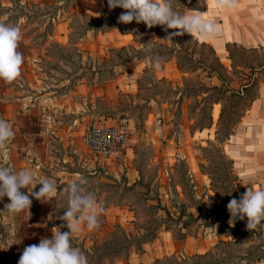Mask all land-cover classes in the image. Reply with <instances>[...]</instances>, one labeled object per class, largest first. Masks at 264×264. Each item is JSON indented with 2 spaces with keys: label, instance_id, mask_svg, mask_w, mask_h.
Instances as JSON below:
<instances>
[{
  "label": "crops",
  "instance_id": "obj_1",
  "mask_svg": "<svg viewBox=\"0 0 264 264\" xmlns=\"http://www.w3.org/2000/svg\"><path fill=\"white\" fill-rule=\"evenodd\" d=\"M61 2L63 1H59L60 4ZM52 3L53 0H0V7L5 11L2 19H7L17 6L27 11L33 5L43 8ZM104 10L105 0H74L69 6L60 5L55 12L45 10L41 13L40 17L46 18V21L40 26L38 24L39 28L44 29L46 24H50L51 28L43 34L40 51L29 48L23 55L27 63L24 69L27 76L25 82L19 84L18 92L13 84L3 83L0 89V119L8 121L14 132V137L8 143L9 159L5 162L0 158V166H7L12 171L14 169L13 172L33 170L35 182L29 187L37 185L41 178H48L57 188L51 200H39L38 210H32V206L23 210L24 220H27L24 229L29 230L35 242L38 238L41 240V237H52L54 227L60 228L62 232L69 231L65 221L64 225L57 221L58 217L53 214L52 209L57 195L71 181L83 180L86 183L87 178L95 175L98 168H102L106 174L124 173L127 184L134 185L140 179L136 155L141 143L144 140L160 143L167 117L173 113H181L185 123H190L185 116L188 100L185 93L179 91L178 99L171 102L169 98H161L158 90H154L160 81H165L172 88H182L184 80L191 75L190 71L179 68L175 58L161 60L155 54L141 53L146 47L144 43L135 40L132 33H125L119 27L107 31L87 28L83 34L73 39L71 15L83 14L99 18ZM190 11L203 13L204 19L211 20L219 29V35L212 38H204L199 34L195 37L190 35L198 42L209 44L221 63L230 61L226 49L228 42L240 45L264 43V0H230V6L225 7H219L217 0H208V4L193 0L185 14L192 15ZM28 17L27 13L19 16L14 26L25 25L29 22ZM149 39L155 40L156 37L150 35ZM26 40L21 42H27ZM51 44L61 48L74 47L76 53H81L82 59L87 62L85 72L78 74L72 81L63 79L57 82V78L55 82L48 81L49 76L59 73L58 69L42 65L53 56L48 50ZM120 50L123 58H119V61L114 58L115 52ZM157 63L160 64L159 68L156 67ZM145 75L148 76L147 85ZM209 78L213 79L211 85L220 82L215 74ZM146 88L151 90L148 96L143 94ZM123 96L129 99L130 107L131 104H144L146 111L142 115L141 128H136L135 119L131 117L133 130L114 155H96L87 148L84 149L80 142L81 135L77 131L82 132L88 123H108L118 117L110 113L124 109L121 108ZM199 109L200 105L197 110ZM220 110L221 104L215 103L211 110L212 126L202 130L196 127L190 133L191 137L208 129L209 138H214ZM191 119L195 122L194 117ZM33 124H38L39 127L35 128ZM56 140V151L59 153L53 158L51 155L54 151L51 147L52 141ZM224 147L241 181L254 190L264 189V81L259 87L258 96L250 102ZM162 153L167 157L178 155L185 158L189 171L205 177L209 186V178L201 170L200 160L196 161L190 147L177 148L168 142L163 144ZM88 191L94 193L104 212L98 217V228L88 231L86 225H82L81 231L74 233L73 238L79 239L81 245L90 251L99 240L110 236L115 225L125 226L136 220L138 214L134 205L130 206L126 200V203H120L98 195L93 190ZM33 198L35 196L30 195L32 201ZM0 202L6 205L10 200L4 197ZM5 210L3 214L8 222L18 221L16 214H8ZM8 227L17 235L16 226ZM10 239L15 241L17 237L12 236ZM214 239L212 235L186 233L184 229L181 233L175 232L163 225L155 230L149 240L142 242V251L117 256L106 264H155L156 261H159L158 264H165L169 260L185 264L195 255L206 254ZM15 244L9 249L13 250ZM256 264H264V260Z\"/></svg>",
  "mask_w": 264,
  "mask_h": 264
},
{
  "label": "rangeland",
  "instance_id": "obj_2",
  "mask_svg": "<svg viewBox=\"0 0 264 264\" xmlns=\"http://www.w3.org/2000/svg\"><path fill=\"white\" fill-rule=\"evenodd\" d=\"M59 1L63 2L60 4ZM73 1L53 0L51 5L43 8L33 5L27 11L17 6L14 12L7 16V19H2L5 17V11L0 7V23L14 26L19 16L27 13L29 22L25 23V25H20L19 28L22 33L21 40H26V38L28 40H26L27 42H21L20 40L17 50L23 55L29 48L40 51L43 46V34L51 28L50 24H46L44 29L42 27L39 28L46 21V18L40 17V14L45 10L47 12H51L52 10L55 12L60 5L69 6ZM172 3L174 4L175 0H172ZM174 7L175 11L180 12V5H174ZM124 11V9L120 10V12ZM116 12H118L116 8L109 9V17ZM71 17V23L74 25L73 39L83 34L87 28L95 26L96 24L92 20V17L87 15L81 14L74 16L73 14ZM121 24L125 28L128 27L125 23H119V25ZM141 32V34L139 33L137 35V39L146 44L145 49H142L141 53L149 54L152 47H157L156 49L160 51V54L155 55L158 58L161 60L175 58L179 68L189 70L190 72L192 71L191 75L184 80L182 88H172L165 81H160L154 89L158 90L161 98H169L171 102L178 99L177 94L179 91L185 93L188 96L185 116L190 123H185V118H183L181 113H173L167 117L168 119L164 125L163 137H161L160 143L154 142L153 140L149 142L148 140H144L141 143L136 155V166L140 172V179L136 184L128 185L124 173H119L118 175L114 173L106 174L102 168H98L95 175L87 178L86 183L83 185L87 191L93 190L96 194L104 195V197L116 202L126 203L127 201L130 206L134 205L138 217L125 226L115 225L110 236L99 240L98 244L93 245L90 251L85 249L77 238L72 237L71 245L74 248L80 249L87 256L88 264H106L114 260L117 256L130 255L132 252H138L145 236L151 235L155 231V228L157 229L164 225L166 228H171L175 232L181 233L184 229L186 233L214 236L215 239L208 251L209 254L204 259L209 264H253L255 257L263 247L264 228L262 226L264 227V221L257 225L254 230H248L246 222V225L240 226L239 231L227 235L229 229L225 226L224 222H229L230 216L224 219V216L221 215L218 220H215L216 214L218 213L217 209L222 205L220 204L217 193L210 190L207 179L189 171L190 169L185 158L182 159L178 155L168 156V158L167 155L162 153L163 144L169 142L177 148L190 147V150L195 155L196 161L200 160L199 163L204 159L202 157L204 154L202 149L205 146L204 140L209 138V130L206 129L194 138L191 137L190 133L199 126V122L203 123L207 120L204 118L199 119L201 117V111L200 109L197 110L198 107L196 105L199 103L200 97H196L194 93H187L184 90L189 86V83L194 88L201 84L211 85L213 79L208 76L211 67L220 68L215 58V52L211 50L209 44H198L186 35L174 36L176 42L178 40L177 44L182 45V49H179L176 46L177 44L174 38L168 39L169 32L160 30L159 34L154 35L156 37L155 42H150L146 37V32ZM48 50L50 53H53V56L42 65L44 67L58 69L59 71L58 74L49 76L48 81L55 82L56 78L57 82L63 79L72 81L78 74L85 72L87 62L82 59L81 53H76L74 47L68 46L67 48H61L56 44H51L48 46ZM233 52L234 62L237 66L233 67L231 65V59L230 61L225 60L222 63L223 66L220 68L222 73L226 72L224 74L227 76V79H232L233 87H237L248 76L254 77L257 79V85L254 87V91L258 89L259 92V87L262 86V82L264 81V66H262L264 63V43L257 42L255 45H243V47L234 46ZM121 53V50L115 52L116 57L114 59L120 61L123 58V56L121 57ZM26 66L27 63L24 60L20 77L11 83L17 87L15 88L16 92L20 90L19 84H23L26 80L27 76L24 73ZM144 79L145 85H147L146 81L148 80V76L145 75ZM70 81L68 82L69 84ZM3 83L5 82L0 79V89ZM150 92L151 90L146 88L143 94L148 96ZM244 100V102L248 103V99ZM199 104L201 108L203 104ZM143 105L136 106L131 104L130 107L129 99L123 96L121 108L124 109L110 114L114 116L127 115L133 117L136 128L140 129L143 120L142 115L146 111ZM245 105L243 104L237 110H243ZM208 108L209 103L205 104L206 112ZM191 117L195 118V122L192 121ZM21 123L23 124V122ZM34 126L35 128L39 127L38 124H33ZM77 132L81 135L80 142L82 147L86 149L82 141L81 130ZM210 132H213V129H210ZM52 145L51 150L54 153L51 156L56 158V153H59V151H56L58 150V140L52 141ZM59 156L61 157V154ZM40 187L42 185H34L33 187L21 189V191L24 194L31 193L32 191L38 192ZM29 190L32 191L29 192ZM159 205L167 207L171 211V214L167 215L163 208H158ZM31 206L33 207V209L31 208L32 210H38L39 200L33 198ZM53 206L52 212L58 217L57 221L64 225L63 220L60 219L65 214V209L67 208V200L63 191L57 195ZM4 210L5 205L0 202V264H18L19 258L25 248L24 246H30L31 244L38 245L41 240L38 238L36 242L33 241L29 230L24 229L27 224V220H24V211L16 214L18 221L12 220V222H8L4 218ZM199 212H201L200 218L197 220L194 219V216L198 215ZM8 226H16L17 229L15 231L17 235H14ZM12 236H16L17 239L15 241L11 240L10 238ZM41 238L43 239V237ZM51 238L49 236V239ZM12 243L16 247L10 250L9 247H13L11 245H14ZM7 244H9L8 247ZM19 247L21 248L17 249ZM165 264H170V262L167 261Z\"/></svg>",
  "mask_w": 264,
  "mask_h": 264
},
{
  "label": "clouds",
  "instance_id": "obj_3",
  "mask_svg": "<svg viewBox=\"0 0 264 264\" xmlns=\"http://www.w3.org/2000/svg\"><path fill=\"white\" fill-rule=\"evenodd\" d=\"M207 3L208 0H201ZM110 10L117 7L124 9L118 17L119 23H144L148 28L166 26L173 36L183 35L185 32L195 37L197 34L204 38L219 35V29L211 20H205L199 11H190L192 15L183 14L173 9L172 0H107ZM219 7L230 6V0H217ZM22 33L18 26L0 23V79L11 84L21 75L24 57L17 49ZM159 68L160 64L157 63ZM14 137V132L8 121L0 119V158L5 162L9 159L8 143ZM30 155H32L30 153ZM35 182V172L31 169H21L13 172L7 166H0V200L7 196L10 203L5 205L8 214H18L29 209L32 204L30 195L37 200H51L57 191L56 184L41 178L37 185H42L38 192L24 194L21 189L28 188ZM83 180H73L62 191L67 200L65 214L60 217L66 222L69 231L62 232L60 228L52 229V238H43L38 245L24 248L18 264H88L87 256L78 248L71 245L74 233L81 231L86 225L88 231L99 227L98 217L104 208L98 203L94 193L87 191ZM230 213L229 224L237 219L247 217V229L254 230L264 221V189L254 190L248 187L240 199H231L227 204Z\"/></svg>",
  "mask_w": 264,
  "mask_h": 264
},
{
  "label": "trees",
  "instance_id": "obj_4",
  "mask_svg": "<svg viewBox=\"0 0 264 264\" xmlns=\"http://www.w3.org/2000/svg\"><path fill=\"white\" fill-rule=\"evenodd\" d=\"M193 0H175V3L173 4V9L175 8L174 5H180V13L185 14V11L187 7L191 4ZM118 12L114 13L111 17H109V7L107 4V0H105V10L104 13L99 18H93L92 20L96 23L95 26L89 27L94 28L95 30H101V31H107L114 27H119L122 29L125 33H132L135 40H137V35L142 33L141 31L146 32V37L149 39L150 35H157L160 33V30L165 31V26H154L152 28H148L146 24L144 23H136L133 21L132 23L125 24L128 27H124V25H119L118 23V17L121 15L122 8L117 7ZM139 27V28H138ZM179 30L176 29H168L166 32H169L170 34L172 32H176ZM183 35L188 36L193 41H195L198 44H205L202 42H198L196 39H194L190 34L184 33ZM174 41L176 42L175 37L173 36ZM150 42H155L153 39H149ZM178 42V40H177ZM176 42V44H177ZM144 46L146 44L144 43ZM177 48L182 49V45H176ZM239 46L243 47V45H240L235 42H228L226 43V49L228 51V56L232 60L231 65L233 67L237 66L234 62V52L233 47ZM157 47H152L149 51L151 54L155 52L154 54H160V51L156 49ZM211 50H213L211 48ZM217 59V63L219 64V67L221 68L223 64L219 61V59L215 56ZM160 59V58H159ZM264 66V63L262 64ZM211 67L210 72L208 73V76H212L215 74L218 79L220 80L219 84H213V85H206L201 84L197 85V87L190 86L191 83H189V86L186 87L184 90L185 92L189 93L192 92L196 95V97H200L199 103H202L203 105L200 108V115L201 119H206L207 121H204L203 123L199 122V126L197 128L199 130H202L204 128H210L213 123L211 110L215 103L221 104V110L219 114L218 121L215 126V132H214V138L212 139H205V146L203 147V155L204 158L201 163L200 167L209 178V187L210 190L214 193H217V196L219 197L220 206L217 210L218 213L216 214L215 220H218L221 215L224 216V219H227L230 216V213L227 209V204L229 201L233 198L239 200L241 195L244 194L248 187L251 188L249 184H246L241 181L235 170L233 169V161L227 156V153L225 151L224 144L229 139V137L234 133L235 128L240 121V118L243 116L245 111L247 110L250 102L255 99L258 96V89L257 91H254V87L257 85V79H255L252 76H248L244 79L243 82H240L237 87H233L232 79L228 78L224 74L226 72L221 71V69ZM189 71V70H188ZM192 72V71H191ZM244 99H248L247 102H244ZM199 103H197L196 107H199ZM209 103L208 111L205 110V104ZM245 105V108L243 110L238 111L240 106ZM238 116V118H237ZM244 191V192H243ZM238 193V194H237ZM158 208H163V210L166 212L167 215L171 214V211L167 207H162L159 205ZM212 209V207H211ZM184 212V210H183ZM184 214V213H183ZM201 212L198 213V215L194 216V219L200 218ZM192 216V214H191ZM247 217H245L243 220L237 219L233 224H229L228 221H225V226L229 229V232L227 235H231L232 233H236L239 231L240 226L246 225ZM262 228H264L262 226ZM156 230V228H155ZM155 231L151 233L149 236H145L143 241L149 240ZM262 250L260 253L255 257V261L253 264H256L259 261L264 260V243L262 244ZM142 251V247L138 250V252ZM209 254L207 252L206 254L201 255H195L194 257L190 258L189 261H186L185 264H209L204 259ZM170 264H181L178 263L176 260H169ZM159 261H156L155 264H158ZM184 264V263H183Z\"/></svg>",
  "mask_w": 264,
  "mask_h": 264
},
{
  "label": "built area",
  "instance_id": "obj_5",
  "mask_svg": "<svg viewBox=\"0 0 264 264\" xmlns=\"http://www.w3.org/2000/svg\"><path fill=\"white\" fill-rule=\"evenodd\" d=\"M133 127L131 117L120 115L108 123L86 125L82 141L92 153L111 156L127 141Z\"/></svg>",
  "mask_w": 264,
  "mask_h": 264
},
{
  "label": "water",
  "instance_id": "obj_6",
  "mask_svg": "<svg viewBox=\"0 0 264 264\" xmlns=\"http://www.w3.org/2000/svg\"><path fill=\"white\" fill-rule=\"evenodd\" d=\"M5 197H7V196H5Z\"/></svg>",
  "mask_w": 264,
  "mask_h": 264
}]
</instances>
